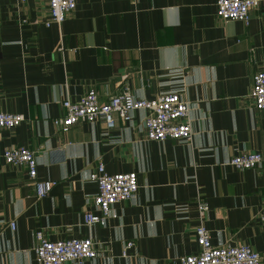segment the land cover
<instances>
[{
  "label": "crops",
  "instance_id": "crops-1",
  "mask_svg": "<svg viewBox=\"0 0 264 264\" xmlns=\"http://www.w3.org/2000/svg\"><path fill=\"white\" fill-rule=\"evenodd\" d=\"M76 1L63 22L47 25L48 0H0V113L24 116L0 129V264H40V230L53 241L97 242L95 259L64 264H179L200 250L198 197L210 205L212 243L249 245L264 264V165L230 164L264 154V110L250 97L264 70V3L245 22L219 17L218 0ZM126 86L137 98L182 93L192 140H148L144 110L113 129L102 119L66 132L55 125L65 99L93 88L104 102ZM11 147L36 150L37 180L56 183L45 197L26 166L5 162ZM100 162L111 174L136 172L139 189L105 225H87Z\"/></svg>",
  "mask_w": 264,
  "mask_h": 264
},
{
  "label": "built area",
  "instance_id": "built-area-1",
  "mask_svg": "<svg viewBox=\"0 0 264 264\" xmlns=\"http://www.w3.org/2000/svg\"><path fill=\"white\" fill-rule=\"evenodd\" d=\"M48 3L49 17L46 24L50 25L63 22L75 9L77 1L48 0ZM263 3L264 0H218L217 14L225 20L249 22L251 10ZM250 97L257 110H264V70L255 73ZM62 105L65 114L55 118L54 123L64 132L80 121L97 119L104 120L107 128L113 129L117 126L118 119L130 122L134 111L144 110L147 113L144 127L148 140L191 141L194 135L191 107L182 93H163L151 99L137 98L126 86L121 92L111 95L103 102L98 92L92 88L79 100L65 99ZM23 120L24 116L21 114L1 112L0 129L16 127ZM3 158L8 164L27 167L38 198L45 197L56 185L55 181L37 180L36 150L28 147H11L5 149ZM230 164L241 170L257 169L264 165V154L261 152L237 154L232 157ZM90 177L97 183L98 192L91 198V204L96 208V212L87 211L84 214V222L87 225H105L109 218L115 216L114 206L119 202L131 200L139 189L136 172L111 174L103 162L98 164ZM196 204L198 225L195 231L200 250L197 254L180 257L179 264H262L261 254L249 245L215 246L205 224L210 205L202 197H198ZM260 222L264 229V210L260 214ZM11 228L16 229L14 222L11 223ZM36 238L38 244L35 254L40 264L82 262L86 259H95L100 254L97 242L91 237L53 241L40 230L37 231ZM132 244L133 242H128L126 248Z\"/></svg>",
  "mask_w": 264,
  "mask_h": 264
}]
</instances>
